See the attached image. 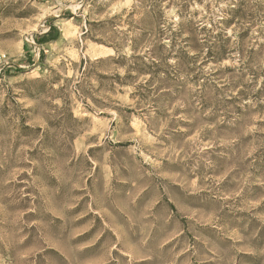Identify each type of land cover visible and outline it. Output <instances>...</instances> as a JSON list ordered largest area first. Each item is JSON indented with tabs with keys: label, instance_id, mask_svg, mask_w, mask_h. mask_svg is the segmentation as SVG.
Masks as SVG:
<instances>
[{
	"label": "rangeland",
	"instance_id": "obj_1",
	"mask_svg": "<svg viewBox=\"0 0 264 264\" xmlns=\"http://www.w3.org/2000/svg\"><path fill=\"white\" fill-rule=\"evenodd\" d=\"M0 264H264V0H0Z\"/></svg>",
	"mask_w": 264,
	"mask_h": 264
},
{
	"label": "trees",
	"instance_id": "obj_2",
	"mask_svg": "<svg viewBox=\"0 0 264 264\" xmlns=\"http://www.w3.org/2000/svg\"><path fill=\"white\" fill-rule=\"evenodd\" d=\"M55 32L58 33V31H56V29L52 27V28L48 31V33L45 34V36H46V37H49V36H51V35H54ZM53 38H54V37H53ZM222 56H223V55H222V53H221V51H220V52L218 53L217 57H218V59L220 60V58H222Z\"/></svg>",
	"mask_w": 264,
	"mask_h": 264
}]
</instances>
